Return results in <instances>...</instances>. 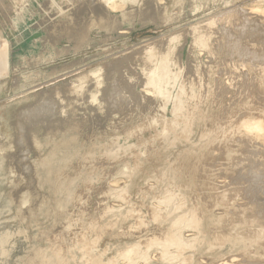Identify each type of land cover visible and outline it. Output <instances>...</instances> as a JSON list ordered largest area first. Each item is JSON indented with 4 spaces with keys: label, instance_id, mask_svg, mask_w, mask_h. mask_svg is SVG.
<instances>
[{
    "label": "rangeland",
    "instance_id": "rangeland-1",
    "mask_svg": "<svg viewBox=\"0 0 264 264\" xmlns=\"http://www.w3.org/2000/svg\"><path fill=\"white\" fill-rule=\"evenodd\" d=\"M4 39L0 264H264V0H0Z\"/></svg>",
    "mask_w": 264,
    "mask_h": 264
},
{
    "label": "water",
    "instance_id": "water-1",
    "mask_svg": "<svg viewBox=\"0 0 264 264\" xmlns=\"http://www.w3.org/2000/svg\"><path fill=\"white\" fill-rule=\"evenodd\" d=\"M10 43L7 40L0 41V80L10 75Z\"/></svg>",
    "mask_w": 264,
    "mask_h": 264
},
{
    "label": "bare ground",
    "instance_id": "bare-ground-1",
    "mask_svg": "<svg viewBox=\"0 0 264 264\" xmlns=\"http://www.w3.org/2000/svg\"><path fill=\"white\" fill-rule=\"evenodd\" d=\"M116 6V5H115ZM255 125V124H254ZM262 129V128H261Z\"/></svg>",
    "mask_w": 264,
    "mask_h": 264
}]
</instances>
